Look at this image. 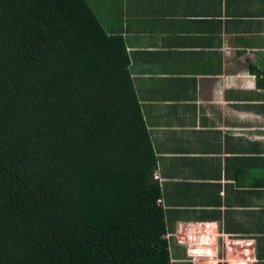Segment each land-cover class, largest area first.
Here are the masks:
<instances>
[{"label": "trees", "instance_id": "16d2710c", "mask_svg": "<svg viewBox=\"0 0 264 264\" xmlns=\"http://www.w3.org/2000/svg\"><path fill=\"white\" fill-rule=\"evenodd\" d=\"M128 64L86 0H0V264H172Z\"/></svg>", "mask_w": 264, "mask_h": 264}, {"label": "crops", "instance_id": "0c3cea01", "mask_svg": "<svg viewBox=\"0 0 264 264\" xmlns=\"http://www.w3.org/2000/svg\"><path fill=\"white\" fill-rule=\"evenodd\" d=\"M86 2L124 42L175 260L264 264V0Z\"/></svg>", "mask_w": 264, "mask_h": 264}, {"label": "rangeland", "instance_id": "374dc122", "mask_svg": "<svg viewBox=\"0 0 264 264\" xmlns=\"http://www.w3.org/2000/svg\"><path fill=\"white\" fill-rule=\"evenodd\" d=\"M170 245H171V242H170ZM170 251H171V257L173 259L172 264H185V263H179L178 261L175 260L176 258H179V256H181V254H179V256H178L176 254V252L171 249V246H170ZM201 263H203V262H201Z\"/></svg>", "mask_w": 264, "mask_h": 264}]
</instances>
